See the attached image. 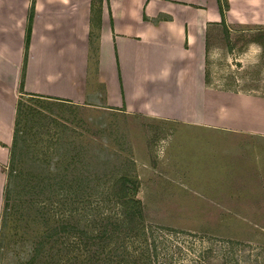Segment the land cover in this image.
I'll use <instances>...</instances> for the list:
<instances>
[{
	"label": "rangeland",
	"instance_id": "1",
	"mask_svg": "<svg viewBox=\"0 0 264 264\" xmlns=\"http://www.w3.org/2000/svg\"><path fill=\"white\" fill-rule=\"evenodd\" d=\"M252 41L258 49L248 45ZM207 48L208 83L264 94V28L216 25ZM28 104L35 116L20 119L10 147L19 176L11 182L18 185L16 203L30 196V172L37 200H65L76 206L70 219L82 222L83 205L117 200L108 185L126 174L136 185L133 196L143 204L145 223L174 230L163 235L171 264H264V138L165 126L100 105ZM8 169L7 162L5 176ZM23 221L8 217L0 264L26 260L30 231H23Z\"/></svg>",
	"mask_w": 264,
	"mask_h": 264
},
{
	"label": "crops",
	"instance_id": "2",
	"mask_svg": "<svg viewBox=\"0 0 264 264\" xmlns=\"http://www.w3.org/2000/svg\"><path fill=\"white\" fill-rule=\"evenodd\" d=\"M216 25L264 28V0H0V210L20 90L263 139L264 94L205 80Z\"/></svg>",
	"mask_w": 264,
	"mask_h": 264
},
{
	"label": "trees",
	"instance_id": "3",
	"mask_svg": "<svg viewBox=\"0 0 264 264\" xmlns=\"http://www.w3.org/2000/svg\"><path fill=\"white\" fill-rule=\"evenodd\" d=\"M93 12L96 13L91 19L98 23V10ZM30 19L31 12L27 18L26 43ZM43 99L70 102L59 97L20 90L15 102L12 142L17 138L20 119L27 114L30 119L35 116L32 112L34 109L30 110L28 103ZM36 113L40 112L36 111ZM40 153L44 158L48 157L47 152ZM31 160L33 163L37 162L35 157ZM13 164L14 152L10 149L9 169L3 185L0 210V246L8 217L10 215L25 217L21 228L24 232L30 231V246L27 249L26 260L20 264L173 263L172 252L169 251L170 245L163 235H169L164 230H174L165 227L161 230V227L145 223L142 215L143 204L139 198L133 196L136 185L126 174L115 177L108 185L109 193L117 200L103 205H83L81 207L83 221L81 222L80 219H70L76 206L67 204L65 200L56 203L37 200L34 196V176L31 177L30 172L27 177L29 190H26L30 196L16 203L13 190L17 191L18 185L16 183L12 185L11 182H17L19 176ZM45 177L47 186L49 176ZM160 254H163V257Z\"/></svg>",
	"mask_w": 264,
	"mask_h": 264
}]
</instances>
